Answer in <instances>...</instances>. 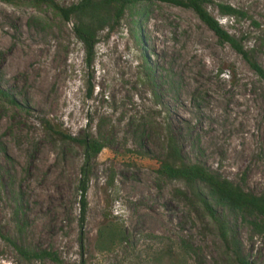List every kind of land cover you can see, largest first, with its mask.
I'll use <instances>...</instances> for the list:
<instances>
[{
	"label": "rangeland",
	"instance_id": "374dc122",
	"mask_svg": "<svg viewBox=\"0 0 264 264\" xmlns=\"http://www.w3.org/2000/svg\"><path fill=\"white\" fill-rule=\"evenodd\" d=\"M220 3L248 16L223 15ZM205 7L264 68V0H208ZM94 52L87 65L72 19L46 4L0 0V87L14 100L0 97V264H27L9 240L53 250L63 263L241 264L238 254L264 264L258 216L229 210L199 184L232 231L234 253L185 181L157 171L171 133L186 162L261 194V78L191 8L160 0L128 6L98 33ZM48 122L105 143L92 161L82 225L83 147ZM105 227L123 238L110 240Z\"/></svg>",
	"mask_w": 264,
	"mask_h": 264
},
{
	"label": "trees",
	"instance_id": "16d2710c",
	"mask_svg": "<svg viewBox=\"0 0 264 264\" xmlns=\"http://www.w3.org/2000/svg\"><path fill=\"white\" fill-rule=\"evenodd\" d=\"M137 0H77L69 5H62L56 0H37L39 4L44 3L54 9L56 13L61 15L65 20L72 19V30L79 41L83 44L85 52V63L90 65L94 59V47L97 42L98 33L105 27H113L122 18L126 8ZM174 5L191 8L202 22H204L218 37L220 42H228L241 56L247 61L249 66L264 82V68L252 57L251 52L244 48L240 40L231 35L224 29L221 23L209 13L205 7L208 0H160ZM219 11L223 15H230L236 18L246 17L247 13L239 8H235L230 4H219ZM0 97L14 101L11 95L0 87ZM88 121V120H87ZM90 125V122L88 123ZM48 127L62 137L77 142L83 147V160L80 165V176L77 184L79 193V223L83 224L87 201V189L89 184V173L92 161L105 143L91 132H86L82 136H71L65 134L58 127ZM165 156L160 160L157 168L159 174L168 178H179L185 181L192 193L205 205V208L217 222L222 226V234L228 243L232 244L234 253L236 252L235 244L228 239V230L220 221L210 203L203 196L199 184L201 183L208 190V194L217 203H220L236 212L254 213L260 218L259 221H253V224L259 230H264V191L261 194H254L245 191L239 185H234L228 179L209 171L205 166L196 162H186L180 153L178 144L171 133H167ZM224 228V229H223ZM104 232L110 240H121L123 238L116 229L104 228ZM0 236H3L0 232ZM116 236V237H115ZM232 236V235H231ZM4 237V236H3ZM6 238V237H5ZM9 240L8 238H6ZM17 252L23 257L27 264L32 261L42 263L45 259L60 264H79V263H63L60 262L57 253L53 250L39 249L28 250L17 245L14 241L9 240ZM238 259L241 264H252L245 258Z\"/></svg>",
	"mask_w": 264,
	"mask_h": 264
}]
</instances>
